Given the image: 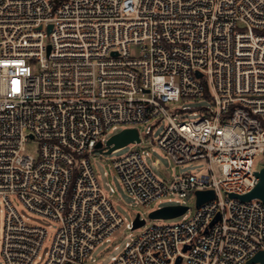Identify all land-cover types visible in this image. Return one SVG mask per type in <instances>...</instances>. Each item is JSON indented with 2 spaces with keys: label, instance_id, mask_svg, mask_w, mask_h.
Returning <instances> with one entry per match:
<instances>
[{
  "label": "built area",
  "instance_id": "obj_1",
  "mask_svg": "<svg viewBox=\"0 0 264 264\" xmlns=\"http://www.w3.org/2000/svg\"><path fill=\"white\" fill-rule=\"evenodd\" d=\"M201 97L212 106L199 113L184 103ZM152 119L167 122L156 143L174 163L207 169L163 180L143 149L114 160L140 205L188 209L178 223L130 232L108 264H261L252 259L264 250V201L231 194L252 191L264 167H254L264 155V0H0L4 264H33L48 236L12 197L59 222L44 264H96L92 252L125 220L91 156L127 128L141 145L138 125ZM200 190L215 196L198 204ZM138 215L146 223L137 213L125 227Z\"/></svg>",
  "mask_w": 264,
  "mask_h": 264
},
{
  "label": "rangeland",
  "instance_id": "obj_2",
  "mask_svg": "<svg viewBox=\"0 0 264 264\" xmlns=\"http://www.w3.org/2000/svg\"><path fill=\"white\" fill-rule=\"evenodd\" d=\"M185 104L191 105L195 108V111L198 113L201 112L200 107L202 106H212L211 99L208 97H201L196 99H189L184 102ZM198 108V109H196ZM185 118H194L195 115H190L189 111L183 113ZM167 125V122L163 119H152L148 123L139 124L138 128L141 135L144 138V142L139 145L134 142H130L123 147H120L111 152H101L96 150L91 156L92 165L94 170L101 181V185L108 197L113 202L116 210L127 222L134 220L137 213L141 214V217L147 219L146 223L136 229H128L124 226L119 229L118 233L112 237L111 241H105L99 244L96 249L92 252V257L96 258V264H108L111 261V256L117 254L120 250L123 249L125 242L130 238L129 233L132 232L134 236H137L150 225H164V224H175L182 220L183 215L169 217V218H153L150 216V212L160 206L169 204L167 199L157 201L155 204L150 207L140 205L133 195L127 193L124 189V184L118 180L116 175V170L114 168V160L123 157L134 149H143L146 157V163L154 174L163 180L172 178L174 175H180L183 173H194L199 174L205 172L207 165L205 160H195L191 163L176 164L172 160L171 156L165 152L157 143L156 140L160 136L161 132ZM151 127L153 133L150 135L146 134V130ZM122 127H120L121 129ZM116 131H108L105 137V143L107 139L114 134ZM147 139V140H146ZM37 143L32 142L29 145V150L31 153H35ZM159 160L161 166L157 167L155 161ZM264 165V155L260 154L256 157L254 167L261 168ZM110 186L115 188V191H111ZM12 203L18 209V211L29 219L30 222L45 227L48 230V236L43 244V247L39 253V256L35 259L33 264H44L48 252L51 249L52 241L54 239L55 233L59 228V222L51 217L30 211L25 207L22 202L17 197L11 198ZM187 202L190 205L189 211L187 214L191 216L196 208V194L189 193L187 197ZM5 215L6 208L5 202L2 197H0V264H4V257L2 254L3 248V239H4V230H5ZM118 245L119 248L115 246Z\"/></svg>",
  "mask_w": 264,
  "mask_h": 264
},
{
  "label": "water",
  "instance_id": "obj_3",
  "mask_svg": "<svg viewBox=\"0 0 264 264\" xmlns=\"http://www.w3.org/2000/svg\"><path fill=\"white\" fill-rule=\"evenodd\" d=\"M135 140H140L139 131L137 128H127L116 134H114L107 142L108 149L105 152H111L117 148L123 147L126 144L133 142ZM98 149L102 151V143L99 142L97 145ZM257 176L259 177V183L256 187L247 194L236 195L231 194L233 197H239L242 200H250L254 197L261 198L264 201V167L257 171ZM198 204L205 202L206 200L212 199L215 196L213 190H200L197 191ZM188 206L185 205H169L156 209L150 213V216L153 218H169L182 215L186 212ZM218 218V217H217ZM145 223L144 219H140L139 215L134 221V228L142 226ZM261 262L264 264V250L260 251L253 259L252 262Z\"/></svg>",
  "mask_w": 264,
  "mask_h": 264
}]
</instances>
